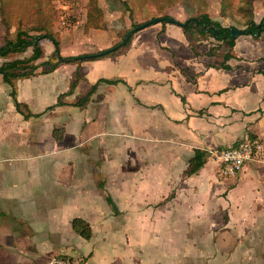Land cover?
Wrapping results in <instances>:
<instances>
[{
	"label": "crops",
	"instance_id": "0c3cea01",
	"mask_svg": "<svg viewBox=\"0 0 264 264\" xmlns=\"http://www.w3.org/2000/svg\"><path fill=\"white\" fill-rule=\"evenodd\" d=\"M117 1L111 15L130 19V0ZM134 1L157 12L156 0ZM90 2L72 30L59 28L53 12L64 59L109 51L128 34L115 42L100 0V28L86 30ZM189 12L179 3L163 15L221 23ZM79 28L81 45L80 35H63ZM213 41L161 22L110 56L62 62L49 74L40 68L13 85L0 75V264H45L54 255L78 264H264V161L221 178L210 153L245 133L264 143V33L240 36L228 59ZM41 44L36 64L55 52L50 40ZM101 80L116 83H100L87 98ZM196 152L204 165L187 175ZM75 219L89 225V239L75 232Z\"/></svg>",
	"mask_w": 264,
	"mask_h": 264
},
{
	"label": "trees",
	"instance_id": "16d2710c",
	"mask_svg": "<svg viewBox=\"0 0 264 264\" xmlns=\"http://www.w3.org/2000/svg\"><path fill=\"white\" fill-rule=\"evenodd\" d=\"M177 1L179 0H156V11L157 14H159V17H153L150 21H153L156 18H162V24L169 23V20L172 19V17L163 15V13L168 7L173 6ZM254 1L255 0H240L239 3H233L231 0H222L221 15L223 17L228 16L233 18L234 14L237 13L239 18L236 19V21L244 26L243 30H250L251 33L249 35L253 36L260 33V36L264 33V16L259 22H256L253 18ZM1 4L8 10L7 17L3 18L7 33L9 34L10 29L13 27H15V32L14 34H11L10 38L5 40V45L0 47V57L8 59L11 56L25 53L30 49L32 50V54L29 57L6 61L0 66V75H2L4 82L13 85L17 79L35 76L40 68L42 69V74H49L55 71L63 61L59 54V39L52 26L53 5L51 0H1ZM123 5L129 9L127 2H123ZM242 14L244 17H242ZM100 20L101 10L97 5V0H91L89 4V16L86 30L89 28H100ZM136 26L138 25H133L132 29ZM232 28L237 27H224L221 23L212 20L207 14H201L189 18L185 22V27L183 29L188 36L193 38L196 35L212 37L219 44V48L225 46L229 51L225 54V58L228 59L231 57L230 52L235 46V41L231 40ZM130 31L131 30L127 31V33ZM132 36L133 35H131L123 48L129 44ZM44 39H48L53 43L55 52L48 61L42 64H36L44 56V51L41 45V42ZM119 51L120 49L113 48L109 50L105 56L113 55ZM97 59V57H92V55H86L70 58L69 61L77 63ZM79 79L80 74H76L71 90L75 88ZM100 83L114 84L116 82L106 80L99 81L88 92L87 98L95 92ZM12 95L15 96L14 91ZM84 100H86V98H83V102ZM204 156L203 153L196 152L194 159L190 162L187 175L195 174L204 165ZM108 202L115 209L112 200L108 199ZM72 225L75 232L81 237L85 239L91 237L90 227L82 219H75Z\"/></svg>",
	"mask_w": 264,
	"mask_h": 264
},
{
	"label": "rangeland",
	"instance_id": "374dc122",
	"mask_svg": "<svg viewBox=\"0 0 264 264\" xmlns=\"http://www.w3.org/2000/svg\"><path fill=\"white\" fill-rule=\"evenodd\" d=\"M231 1L233 3H239L240 0H231ZM130 2L132 4L134 10H133V13L131 15V18L129 19V12H127V11H123L122 16H120V17H117V15H111V11H109V8L114 7V8L120 9L121 4L119 3V1H117V0H100V5L105 11V21L107 23L108 30H117L115 42L121 41V37L124 34H126L127 31L132 29L133 23L142 24L143 22H146L147 20H149L153 16L159 17L158 16L159 14H157V12L156 13L154 12L153 7L151 5H150L149 9L142 12L140 7L138 5H136V1L130 0ZM179 3H181L182 6L186 10L189 9V11H190L189 16H194L196 14L197 9H198V12H199L198 14L208 12V14L213 19L221 21V23L224 27H237L239 29L240 28L244 29V26H242V24H239L236 21V19L239 18V15L237 13L234 14L233 18L228 17V16H226V17L221 16L222 0H184L182 2H181V0H179L175 4H178V6H179ZM263 3H264L263 0H255L253 2V4H254L253 18L256 20V22H259L261 20V18L264 16ZM191 10H192V12H191ZM53 12H55L54 8H53ZM7 13H8L7 8L1 4V0H0V47L3 46L4 41L7 38H10L11 34H14V32H15V27L10 29L9 34L6 31L7 28L5 26L3 18L7 17ZM242 17H244L243 14H242ZM52 20H53V18H52ZM52 23H53L52 26L54 28L56 25H54V21ZM115 23H117V25H114ZM114 26H118V27H114ZM72 34L80 35L81 41L79 43L77 42V44L78 45L83 44L82 40H83L84 36L86 35L83 28H79L77 31H73L71 33H63V35H65V36L72 35ZM248 37L249 36H244V38H248ZM209 40H211V39H209ZM212 43H216V41L214 40ZM85 48H86V50H84L83 47H80L79 48L80 52L83 53L84 51H88L90 49L89 45L86 46ZM252 49H253L252 46H247L246 50L250 51ZM28 52H31V50H28ZM262 52L264 53V47L262 49ZM20 55L21 54L14 55L11 57V59L14 60L16 57H19ZM28 55L30 56L31 54H28ZM24 57L27 58V56H24ZM55 101H56V99H55ZM44 102L46 105H50L54 102V99H52V97L48 96V97L44 98ZM158 189H159V191H157L156 193H153L154 196H155V194H157V196H158L159 193H162L164 190L168 189V187H167V185H162Z\"/></svg>",
	"mask_w": 264,
	"mask_h": 264
},
{
	"label": "built area",
	"instance_id": "2783aa9c",
	"mask_svg": "<svg viewBox=\"0 0 264 264\" xmlns=\"http://www.w3.org/2000/svg\"><path fill=\"white\" fill-rule=\"evenodd\" d=\"M56 13V24L65 30L75 29L84 0H51ZM218 163V174L221 178H232L239 175L251 162L264 161L263 141L245 133L236 146L210 152ZM45 264H78L73 258L54 255Z\"/></svg>",
	"mask_w": 264,
	"mask_h": 264
},
{
	"label": "water",
	"instance_id": "95a60500",
	"mask_svg": "<svg viewBox=\"0 0 264 264\" xmlns=\"http://www.w3.org/2000/svg\"><path fill=\"white\" fill-rule=\"evenodd\" d=\"M162 18H156V19H154L153 21H148V22H146V23H144V24H141V25H138V26H136L134 29H132L125 37H124V39L117 45V46H115L114 47V49H119V48H121L122 46H124L126 43H127V41L129 40V38L131 37V35H133V34H135V33H137V32H139V31H141V30H143V29H145V28H147V27H150L151 25H153V24H159V23H161L162 22ZM169 23L170 24H173V25H176V26H179V27H181V28H184L185 27V23H181V22H179V21H177V20H175V19H170L169 20ZM216 33V32H215ZM251 33V31L250 30H248V31H246V30H243V29H239V28H232L231 29V40H233V41H235V40H237L240 36H243V35H246V34H250ZM260 33H257L256 34V36H258ZM39 40V39H38ZM37 40V41H38ZM109 51H103V52H100V53H97V54H95V55H93L92 57H101V56H105L107 53H108ZM61 60L63 61V62H68L69 61V59H64V58H61Z\"/></svg>",
	"mask_w": 264,
	"mask_h": 264
}]
</instances>
